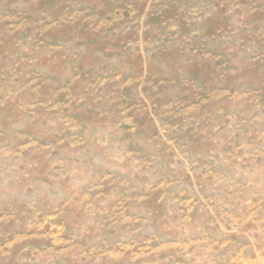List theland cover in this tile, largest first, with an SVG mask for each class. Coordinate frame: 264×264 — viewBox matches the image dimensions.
I'll return each instance as SVG.
<instances>
[{
    "label": "rangeland",
    "instance_id": "obj_1",
    "mask_svg": "<svg viewBox=\"0 0 264 264\" xmlns=\"http://www.w3.org/2000/svg\"><path fill=\"white\" fill-rule=\"evenodd\" d=\"M0 264H264V0H0Z\"/></svg>",
    "mask_w": 264,
    "mask_h": 264
}]
</instances>
